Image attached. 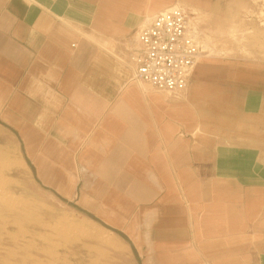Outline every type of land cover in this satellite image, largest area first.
Here are the masks:
<instances>
[{"label":"crops","instance_id":"0c3cea01","mask_svg":"<svg viewBox=\"0 0 264 264\" xmlns=\"http://www.w3.org/2000/svg\"><path fill=\"white\" fill-rule=\"evenodd\" d=\"M262 4L0 0V121L23 148L62 155L51 193L125 235L140 264H264ZM175 5L218 32L219 55L171 94L133 81L126 47Z\"/></svg>","mask_w":264,"mask_h":264},{"label":"rangeland","instance_id":"374dc122","mask_svg":"<svg viewBox=\"0 0 264 264\" xmlns=\"http://www.w3.org/2000/svg\"><path fill=\"white\" fill-rule=\"evenodd\" d=\"M248 13L257 14L250 8ZM258 16L264 26V4ZM201 23L205 29L209 28L207 32L212 28L218 29L217 22L210 27L203 14ZM205 34L206 48L210 55H219V51L213 49L214 44L219 42L218 32L213 33L215 35ZM250 37L251 35H239L233 30L230 40L234 43H247ZM49 151V148L47 152L43 148H23L8 126L0 121V248L27 244L31 237L28 234L21 235L20 230L47 238V241L35 238L41 251L16 248L15 252L19 256L3 258V251L0 250V264H32L31 258L26 257L27 254L37 255L43 264H140L138 253L128 240L112 232L89 214L65 204L60 198L62 196L56 195L57 198L51 193L62 190V177H59L62 175V155H51ZM24 152L47 175L49 186L34 177ZM6 202L15 204L14 210L6 208ZM15 224L17 225L14 226ZM6 229L17 235L18 240L14 242L7 235ZM74 236L77 240L72 241ZM53 246L62 248L54 251Z\"/></svg>","mask_w":264,"mask_h":264},{"label":"built area","instance_id":"2783aa9c","mask_svg":"<svg viewBox=\"0 0 264 264\" xmlns=\"http://www.w3.org/2000/svg\"><path fill=\"white\" fill-rule=\"evenodd\" d=\"M205 41L188 8L175 5L155 14L127 42L133 81L171 94L185 90L199 59L210 56Z\"/></svg>","mask_w":264,"mask_h":264},{"label":"bare ground","instance_id":"6f19581e","mask_svg":"<svg viewBox=\"0 0 264 264\" xmlns=\"http://www.w3.org/2000/svg\"><path fill=\"white\" fill-rule=\"evenodd\" d=\"M202 58V57H201ZM4 162V161H3ZM4 164V163H3ZM8 196V195H7ZM37 200V199H36ZM37 203V202H36ZM6 204V208H8V209H13L14 208V205L12 204V203H10V202H6L5 203ZM39 204V203H38ZM48 209V208H47ZM14 210V209H13ZM32 217V216H31ZM12 223V222H11ZM14 223V222H13ZM13 225V224H12ZM17 224H15L14 226H16ZM20 225V224H19ZM64 228V227H63ZM6 232H7V235L9 236L10 235V237H11V239L14 241V240H18L17 239V235H15L14 233H11L10 231H8L7 229H6ZM63 232V231H62ZM19 233L21 234V235H23V236H26L27 234L28 235H30V240L28 241V243L27 244H22V246H20V245H15V247H10V246H2L1 248H0V250L1 251H3V253L2 254H4L3 255V258L4 257H8V256H14V255H16V256H19L16 252H15V249L17 248V249H23L24 250V248L25 249H31V248H34L35 250H38V251H41L42 250V248L41 247H39L38 246V244L35 242V238H39L41 241H47V238L46 237H44V236H38V235H36L35 233H29V232H27V231H24V230H20L19 231ZM61 234V233H60ZM3 237V236H2ZM1 239V238H0ZM72 241L73 240H77L76 239V236H74L72 239H71ZM15 242V241H14ZM13 242V243H14ZM3 243V242H2ZM1 246V245H0ZM56 246V245H55ZM55 246H53L52 247V249L55 251V250H58V249H60V248H62V247H55ZM24 251H27V250H24ZM44 251V250H43ZM46 251V250H45ZM46 253H49V252H47L46 251ZM57 253V252H56ZM58 253H60L59 251H58ZM60 255V254H59ZM57 256V255H56ZM26 257L27 258H31V260H32V264H43L42 263V261H41V258H39L37 255H34V254H27L26 255ZM57 258V257H56ZM7 259V258H6ZM58 259V258H57ZM28 261H29V259H27ZM11 261V260H10ZM15 261V260H14ZM6 262H7V260H6ZM9 262V261H8ZM50 263H52V262H50ZM17 264V263H16ZM21 264V263H20ZM24 264V263H23ZM29 264H30V262H29Z\"/></svg>","mask_w":264,"mask_h":264},{"label":"trees","instance_id":"16d2710c","mask_svg":"<svg viewBox=\"0 0 264 264\" xmlns=\"http://www.w3.org/2000/svg\"><path fill=\"white\" fill-rule=\"evenodd\" d=\"M95 219V218H94ZM95 220H97V219H95ZM98 221V220H97ZM118 234H120L122 237H124L126 240H128V238L125 236V235H123L122 233H120V232H117Z\"/></svg>","mask_w":264,"mask_h":264}]
</instances>
